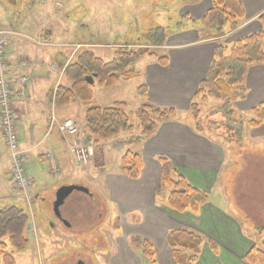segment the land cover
<instances>
[{
    "label": "rangeland",
    "instance_id": "374dc122",
    "mask_svg": "<svg viewBox=\"0 0 264 264\" xmlns=\"http://www.w3.org/2000/svg\"><path fill=\"white\" fill-rule=\"evenodd\" d=\"M22 1H19L20 3H18V6L14 7L22 16L18 17V15H15L14 20L16 22L13 20V23L15 25L22 24L23 31H27L28 29L33 31L35 27H39L42 23L43 25L59 24L61 28L64 27L69 34L71 33V39H73L74 36L72 32L76 29L78 32L77 35L79 34L82 38V47H92L91 50L93 53L103 58L105 61L113 60V58L117 56V51L121 49L149 50L150 53L141 56L136 63L130 67L137 73L136 76L132 77L130 80H122L112 87L101 86L96 83L94 87L93 104L100 106H112L116 101H124L127 103L129 111L137 109L142 97H146L150 90L149 86L144 83V77H139L141 73L140 70H143L146 61L155 59L158 61L157 56L168 57V63L166 65L159 64L162 67L169 66L170 47L186 46L199 41H218V44L214 48L215 50L220 44L227 47V45L223 43L225 33L221 36L206 38L203 32L205 29L201 25L198 24L201 26L203 33H199V29H197L196 32H188L191 29L196 30L197 23L193 21H184L186 15L196 21H200L206 11L212 6V0ZM205 4H208L207 6L209 7L202 17H194L195 15L193 16L192 13L194 9L193 6H197L196 10L202 11L206 8ZM57 8L60 9L58 10ZM57 11H61V17L59 16V18H61L60 21L54 19V14H56ZM5 13L6 11L0 0V27L4 30L7 40L9 41L11 34L15 32L11 30L8 24V18L10 21L12 20L11 15H5ZM242 24L243 23H241L239 27L242 26ZM160 27L165 30L168 36L162 40L161 34L163 32H161V30V33L158 32L159 43H148L147 38L154 30L159 31L158 29H160ZM238 28L234 30L227 29L226 33L235 31ZM69 34H67V38ZM247 35L241 36V38ZM238 39H240V37ZM231 46L232 44L227 48L230 49ZM23 58L26 57H20L19 59ZM12 86H14L13 83ZM142 86L146 87V89H144L145 94L143 95L139 92ZM197 90L198 87L195 94ZM247 93L248 90L244 98L233 103V111L228 116L225 115L222 110H219L221 105L220 100L210 97L207 102H203L201 99H196L195 94L189 104V108L186 110L183 106L163 105L159 107L176 108L178 111L176 117L180 114L189 117L190 121L193 122V124L195 123L193 127L197 132L211 136L212 138L216 137L224 143L227 161L225 167L220 171V177L217 183L218 185L221 183L224 195H226L227 198L229 197L224 204L228 214L234 217L236 223L238 222V227L242 229L243 234L252 239V241L247 243H245L244 240L241 241V243H245L243 246L245 250L249 248L247 250L248 252L254 245L264 250V123L257 127L249 124V121L254 118L253 108L263 99L251 109L242 110L240 108L241 103L238 102L246 99ZM179 102L182 103V100H179ZM194 103H197L199 106V115L192 109V104ZM236 103L238 104L236 105ZM79 106H83L84 108L85 104L78 102V109H76L74 114L76 119H79L80 116L83 115V110H79ZM56 108V104L54 107L52 106L56 119L60 120L55 111ZM51 116L50 114V117ZM176 117L173 119H176ZM66 119L68 118L61 119L60 121ZM131 122L134 123L135 126L138 124L134 116H132ZM235 122H238L237 125ZM217 126L220 127L218 128ZM67 132L68 131H65L63 134L68 135L66 134ZM83 140L84 142L86 141L85 139ZM94 146L95 149L91 161H89V163L86 161L87 164H89V168L86 169L87 173L83 171L81 167H77L80 172H78L76 177L65 181L60 180L59 184H56V186L48 190L42 189L41 199L36 200L35 203L33 202L32 206L25 200L24 195L9 183V174L6 173V171L0 170V203L6 201L17 202L20 207L29 211L31 222L33 219L32 234H30L31 247L23 252L13 253L16 264H74L81 260L85 261L86 264H111V261H109L111 258L107 257V255L115 252V248L117 247L116 243L119 242L120 249L126 248V241H124L121 236L128 232V226L130 225L128 224L127 226L125 213L122 209L123 204L112 201L110 195L111 191L109 192L108 188H104L103 184L108 171L111 173L120 171V159L117 156V152L111 147L110 139L101 140L98 145L94 144ZM88 154H90V152ZM7 157L8 149L3 143H0V158L7 159ZM82 162L84 163L85 161L82 160ZM86 162L84 164H86ZM26 168L28 172H30L28 161L26 162ZM46 174L49 176V181L51 183L57 181V174L49 172ZM78 177H81V179H78ZM59 179H62V177H59ZM69 184L86 186L90 192L84 193L77 190L74 191L59 209L63 217L62 220L55 214L53 203L58 189L63 185ZM155 196L158 200H162V196L156 193V191ZM11 197L12 200H6V198ZM212 198L213 200H217V196H213ZM199 213L193 214L198 215ZM33 216H35V218ZM134 218L135 220L138 218L136 211L134 212ZM131 231L138 234L140 230L139 227L136 226L132 228ZM134 238H138V236L136 235ZM204 239L206 240L204 242L208 243L213 241L217 247V252L212 249L209 243L212 252L216 257L221 256L222 248L218 249L219 246L214 240L205 237ZM137 240L140 241V238ZM4 241L7 242V240ZM248 244L250 247L247 246ZM131 246L137 256L131 255L130 257L122 258L121 260L125 262L124 264L151 263L150 260L142 254L138 243L132 241ZM154 249L156 253L155 246ZM163 251L164 250L161 249L160 253ZM171 253L173 256L172 250ZM245 256L244 260L249 264ZM222 258L225 259V261L228 259V256L226 258L223 257V250ZM199 260L200 257L195 264H205L203 263L205 261L202 262V260ZM0 264H4L2 259H0Z\"/></svg>",
    "mask_w": 264,
    "mask_h": 264
},
{
    "label": "crops",
    "instance_id": "0c3cea01",
    "mask_svg": "<svg viewBox=\"0 0 264 264\" xmlns=\"http://www.w3.org/2000/svg\"><path fill=\"white\" fill-rule=\"evenodd\" d=\"M242 1L246 10V19L237 30L225 33L223 43L227 47L239 37L256 32L264 26L259 19L264 12V0ZM18 3L1 0L6 11L5 15H11L12 18L11 21L8 18V24L15 32L11 34L8 41L7 59L10 64L20 57H26L29 61L24 70V73L29 76L28 83L23 86L25 94L18 96L15 91L13 108L17 114L15 125L20 139V148L25 151L30 172L27 168L26 170L31 177L34 176L32 177L34 185L30 191L33 193L35 203L36 200L41 199L42 189L48 190L59 184L60 180L65 181L76 177L80 172L77 167H81L86 172L85 167L75 160L69 150L71 137L61 134L55 127L50 128V114L56 89L60 84L68 83L65 69L77 50L82 48V38L79 34L77 35L78 32L75 29L72 32L74 38L71 39V33L69 34L66 28H61L59 24L43 25L42 23L33 31L30 29L23 31L22 24L13 23L15 15L22 16L14 9ZM207 5L205 4L204 11H198L197 6H193L195 9L192 12L193 16L202 17L209 7ZM59 16L61 17V11L54 14V19L60 21ZM196 27V30L191 29L188 32H196L197 29L199 33L204 32L198 24ZM67 34H69L68 38ZM26 36L40 40L42 44ZM217 44L218 41H199L186 46L170 47V62L167 67H162L156 59L146 61L143 70H140L139 77H144V83L150 90L146 97H142L140 105L151 102L158 106H183L185 110L188 109L199 82L208 74ZM13 71L21 72L16 68ZM245 81L248 93L246 99L238 102L241 103L242 110L251 109L264 99V64L251 66ZM179 100H182V103ZM78 102L80 101H74L68 107L56 108L58 118L60 120L73 118L82 122L86 105L84 108L79 106V110H83V115L76 119L74 114L78 109ZM194 124L189 117L180 114L176 119L163 122L158 131L149 137H143L138 127H135L133 131L110 139L111 147L117 152L120 163L128 150L140 154L143 158V169L138 179H131L120 169L121 172L108 171L103 181L104 188L111 191L112 201L123 204L121 206L127 226L130 225L128 232L121 236L126 241V248L120 249L117 242L115 252L107 255L111 258L109 260L111 264H124L122 258L136 255L131 246L132 238L136 235L138 238L153 242L156 248L155 264H176L167 244V236L172 230L178 228L189 229L203 238L214 240L219 246L218 249L222 248L223 257L228 256L225 261L221 250V256L216 257L209 243L204 242L200 256V260L205 261L203 263L247 264L244 256L249 248L245 250L243 246L252 239L243 234L242 229L238 227V222L236 223L234 217L228 214L224 204L229 197L224 195L221 183L220 185L217 183L220 171L227 161L224 143L216 137L212 138L197 132L193 127ZM0 137V143L7 148L1 127ZM83 137L90 142L86 134L81 132V138ZM161 155L168 157L176 170L193 185L207 191L212 197L217 196V200L211 198L209 202L203 204L198 215L170 209L166 205L168 192L162 200H158L155 191L161 187V164L158 159ZM11 165L9 155L7 159L0 158V170L9 174ZM47 172L57 174V181L51 183ZM6 200H12V197ZM135 211L138 214L137 221L134 218ZM136 226L140 230L138 234L131 231ZM242 240L245 243H241ZM247 246L250 247L249 244ZM161 249L164 250L162 253H160Z\"/></svg>",
    "mask_w": 264,
    "mask_h": 264
},
{
    "label": "trees",
    "instance_id": "16d2710c",
    "mask_svg": "<svg viewBox=\"0 0 264 264\" xmlns=\"http://www.w3.org/2000/svg\"><path fill=\"white\" fill-rule=\"evenodd\" d=\"M8 1L18 3L20 0ZM245 17L246 11L242 0H212V6L200 21L187 15L184 21H193L201 25L205 29L204 36L213 38L223 35L227 29L238 28ZM260 19L264 23V13ZM158 30H154L147 38L148 43H159L158 32L161 30L162 40L168 36L163 28L160 27ZM147 53H150L148 49L125 48L118 50L113 60L105 61L96 56L91 48L78 49L65 69L68 83L60 84L56 89L57 109L68 107L74 101L84 103L86 108L83 121L80 123L86 137L95 145L101 140L113 139L122 133L132 131L135 127H138L143 137L156 133L161 123L178 115L176 108L159 107L146 102L134 111H129L124 101H116L112 106L93 104L96 83L112 87L122 80H130L137 74L130 67ZM157 58L162 65L168 63L166 56ZM255 64H264V26L261 30L236 40L230 49L223 44L216 48L208 74L200 82L195 98L203 102H207L210 97L220 100L219 110L228 116L233 111V103L246 95V75L249 68ZM91 75L95 76L93 84L86 80V76ZM144 89H146L144 86L139 89L142 95L145 94ZM192 109L197 115L200 114L197 103L192 104ZM132 116L137 119V126L131 122ZM253 117L249 121L251 126L257 127L264 123V99L253 108ZM158 159L161 164L162 186L156 193L164 197L168 192L166 203L173 210L199 213L201 206L209 202L212 195L196 187L179 173L168 157L161 155ZM121 169L131 179H138L143 169L142 156L128 150L121 159ZM30 234L32 222L29 211L20 207L17 202L0 203V259L4 264H16L13 253L23 252L31 247ZM137 239L133 238V241L138 243L144 257L150 260V264H155L156 253L152 242L145 238H140V241ZM204 241L198 233L181 228L172 230L167 237L176 264H195L200 257ZM209 243L217 252L215 243L213 241ZM245 259L249 264H264V250L254 245L246 253Z\"/></svg>",
    "mask_w": 264,
    "mask_h": 264
},
{
    "label": "built area",
    "instance_id": "2783aa9c",
    "mask_svg": "<svg viewBox=\"0 0 264 264\" xmlns=\"http://www.w3.org/2000/svg\"><path fill=\"white\" fill-rule=\"evenodd\" d=\"M7 44L8 40L6 34L0 27V120L12 160L10 179L12 184L24 194L28 201H30L31 198L28 190L32 186L33 181L25 170V153L19 148V139L15 132L16 117L12 108V79L14 78L19 85L18 94L23 95L24 92L22 86L26 84L28 77L26 75H17L12 78L10 75L12 67L8 64L6 59ZM26 64L27 61L24 59L17 60L15 63L16 67H24ZM51 115V129L56 127L62 134L63 132L68 131L66 134L69 135H77L79 133L80 126L73 119H66L63 121L56 119L54 109L51 110ZM70 148L72 153L76 155L77 159L79 161L81 160L80 162H82V160L88 162L93 153L92 146L84 144L78 139L72 142ZM89 152L90 154H88Z\"/></svg>",
    "mask_w": 264,
    "mask_h": 264
},
{
    "label": "water",
    "instance_id": "95a60500",
    "mask_svg": "<svg viewBox=\"0 0 264 264\" xmlns=\"http://www.w3.org/2000/svg\"><path fill=\"white\" fill-rule=\"evenodd\" d=\"M86 80L90 84H93L94 76H86ZM76 190L84 193H89V189L87 187L77 184L63 185L58 189L56 193L55 201L53 203V210L59 218H61V214L59 212L60 207L65 203L66 199ZM77 264H85V263L83 261H80Z\"/></svg>",
    "mask_w": 264,
    "mask_h": 264
}]
</instances>
